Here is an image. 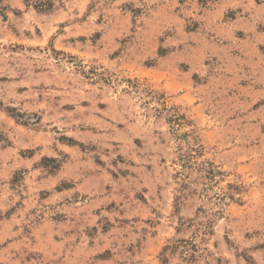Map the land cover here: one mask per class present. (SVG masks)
Listing matches in <instances>:
<instances>
[{
    "label": "rangeland",
    "instance_id": "374dc122",
    "mask_svg": "<svg viewBox=\"0 0 264 264\" xmlns=\"http://www.w3.org/2000/svg\"><path fill=\"white\" fill-rule=\"evenodd\" d=\"M141 2L0 0V264H264L261 25Z\"/></svg>",
    "mask_w": 264,
    "mask_h": 264
},
{
    "label": "crops",
    "instance_id": "0c3cea01",
    "mask_svg": "<svg viewBox=\"0 0 264 264\" xmlns=\"http://www.w3.org/2000/svg\"><path fill=\"white\" fill-rule=\"evenodd\" d=\"M138 1L140 0H131ZM140 4L143 6L154 3L156 8L161 10H169V15H178L184 18L187 15H198L207 18L213 17V21L227 27L228 30H242L246 31L253 27L258 28L259 31L255 35H246L253 37L260 45H264V1L257 2V0H213L210 7L201 9L199 12V0H142ZM202 8V7H201ZM232 12L234 18L223 20L227 14Z\"/></svg>",
    "mask_w": 264,
    "mask_h": 264
}]
</instances>
